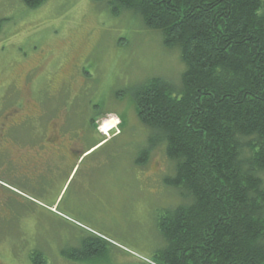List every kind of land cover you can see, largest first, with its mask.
I'll use <instances>...</instances> for the list:
<instances>
[{"label":"rangeland","instance_id":"1","mask_svg":"<svg viewBox=\"0 0 264 264\" xmlns=\"http://www.w3.org/2000/svg\"><path fill=\"white\" fill-rule=\"evenodd\" d=\"M185 70L178 46L166 48L160 32L132 12L116 16L105 1L47 0L30 9L22 0H0V93L50 112L65 106L80 114L84 150H90L71 176L46 185L0 171L10 192L21 190L36 202L35 213L20 224L0 226V264H31L34 250L48 258L45 264H71L66 258L80 256L68 247L80 248V234L106 251L94 264H168L159 255L167 247L159 221L190 200L166 184L176 168L165 145H155L149 163H140L151 134L137 115L134 93L153 78L179 89ZM30 109L36 110L21 114ZM99 117L101 131L109 120L121 126L94 147L105 139L90 132ZM55 204L57 212L47 211Z\"/></svg>","mask_w":264,"mask_h":264},{"label":"trees","instance_id":"2","mask_svg":"<svg viewBox=\"0 0 264 264\" xmlns=\"http://www.w3.org/2000/svg\"><path fill=\"white\" fill-rule=\"evenodd\" d=\"M22 1L38 9L47 0ZM99 1L116 16H139L162 34L166 48L179 47L186 65L181 88L153 78L134 93L151 134L140 163H149L155 145H165L176 168L166 184L190 200L160 219L167 243L160 259L264 264V0ZM79 161L80 154L69 176ZM90 243L86 260L100 252L95 259H103L102 245ZM74 252L80 256V249ZM34 253L32 264H45L44 254Z\"/></svg>","mask_w":264,"mask_h":264},{"label":"flooded vegetation","instance_id":"3","mask_svg":"<svg viewBox=\"0 0 264 264\" xmlns=\"http://www.w3.org/2000/svg\"><path fill=\"white\" fill-rule=\"evenodd\" d=\"M79 64L80 58L75 65V70ZM74 76L76 82L80 83V72L78 76L74 73ZM18 101L14 95L0 93V171L4 172L3 169L9 167L10 171L11 169L14 171L13 177L31 186L37 182L46 185L48 180L58 181L66 175L79 154L80 161L87 154L84 150L86 129L80 122V114L69 113L65 106L50 112L36 101L34 102L38 106L26 105L22 100L20 104ZM30 107L36 110L30 109L27 115L21 114ZM100 118L93 120L90 125L92 135H100L98 132ZM5 186L4 182L0 183V226L5 221L18 222L19 219L20 224L27 214L29 216L35 213L36 202L27 198V194L25 195L23 191L17 189L23 194H16L10 192ZM18 208L22 211L20 212ZM16 212L19 216H16ZM79 236L82 237L80 248L69 246L67 249L73 251L80 249V258L77 260L66 258V260L71 264H94L99 258L95 259V255L88 261L86 259L89 255H86L84 251L85 247L91 244L90 241L97 243L98 240L88 235L80 234ZM97 244L102 245L100 242ZM102 253L105 256L106 251ZM44 257L45 260L48 259L45 255Z\"/></svg>","mask_w":264,"mask_h":264},{"label":"bare ground","instance_id":"4","mask_svg":"<svg viewBox=\"0 0 264 264\" xmlns=\"http://www.w3.org/2000/svg\"><path fill=\"white\" fill-rule=\"evenodd\" d=\"M115 121V120H114ZM113 120H109L107 123H106V128L105 129H108V128H111V127H115L116 124Z\"/></svg>","mask_w":264,"mask_h":264},{"label":"crops","instance_id":"5","mask_svg":"<svg viewBox=\"0 0 264 264\" xmlns=\"http://www.w3.org/2000/svg\"><path fill=\"white\" fill-rule=\"evenodd\" d=\"M68 182V181H67Z\"/></svg>","mask_w":264,"mask_h":264}]
</instances>
